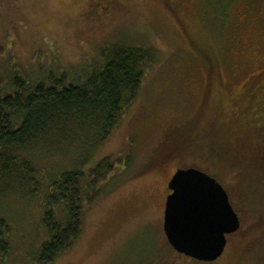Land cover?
I'll list each match as a JSON object with an SVG mask.
<instances>
[{
    "label": "rangeland",
    "instance_id": "rangeland-1",
    "mask_svg": "<svg viewBox=\"0 0 264 264\" xmlns=\"http://www.w3.org/2000/svg\"><path fill=\"white\" fill-rule=\"evenodd\" d=\"M119 40L155 57L93 148L89 165L110 156L112 176L86 206L80 236L52 264H264L263 144L245 121L251 85H264V0H0V84L12 71L82 65ZM236 115L237 128L229 121ZM88 142L56 144L60 153L38 147L30 158L45 171L71 167ZM186 167L214 177L240 220L213 261L175 251L162 231L166 184ZM0 216L10 226L0 264H38L47 239L38 198L5 193Z\"/></svg>",
    "mask_w": 264,
    "mask_h": 264
},
{
    "label": "trees",
    "instance_id": "trees-1",
    "mask_svg": "<svg viewBox=\"0 0 264 264\" xmlns=\"http://www.w3.org/2000/svg\"><path fill=\"white\" fill-rule=\"evenodd\" d=\"M120 41L105 45L82 65L40 66L36 75L12 71L4 87L0 84V196L20 192L38 198L47 232L35 258L38 264H52L72 247L82 232L86 206L112 176V157L94 165L88 159L135 99L155 57L150 48ZM250 91L254 102L245 121L264 152V85L256 80ZM235 119L237 128L242 125L239 116L228 120ZM81 140L90 141L89 151L74 166L47 172L30 158L38 147H57L60 153L65 147L56 144ZM53 149L47 155H55ZM9 232L0 216L2 259L10 251Z\"/></svg>",
    "mask_w": 264,
    "mask_h": 264
},
{
    "label": "water",
    "instance_id": "water-1",
    "mask_svg": "<svg viewBox=\"0 0 264 264\" xmlns=\"http://www.w3.org/2000/svg\"><path fill=\"white\" fill-rule=\"evenodd\" d=\"M162 231L177 252L198 261H213L224 251L226 235L240 227L223 186L206 172L178 168L167 183Z\"/></svg>",
    "mask_w": 264,
    "mask_h": 264
},
{
    "label": "flooded vegetation",
    "instance_id": "flooded-vegetation-1",
    "mask_svg": "<svg viewBox=\"0 0 264 264\" xmlns=\"http://www.w3.org/2000/svg\"><path fill=\"white\" fill-rule=\"evenodd\" d=\"M177 169H178V168H177ZM175 171H176V170H175ZM175 171H174V172H175ZM174 172H173V173H174ZM173 173L171 174L170 178L172 177ZM170 178H169V180H170ZM169 180H168V181H169ZM167 183H168V182H167ZM166 185H167V184H166ZM167 190H168V193H169L170 191H169L168 187H167Z\"/></svg>",
    "mask_w": 264,
    "mask_h": 264
}]
</instances>
